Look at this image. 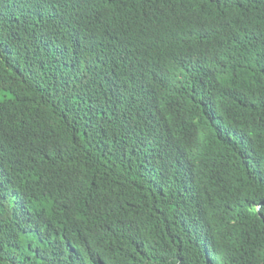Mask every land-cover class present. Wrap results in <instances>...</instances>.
I'll use <instances>...</instances> for the list:
<instances>
[{
    "label": "trees",
    "instance_id": "trees-1",
    "mask_svg": "<svg viewBox=\"0 0 264 264\" xmlns=\"http://www.w3.org/2000/svg\"><path fill=\"white\" fill-rule=\"evenodd\" d=\"M0 264H264V0H0Z\"/></svg>",
    "mask_w": 264,
    "mask_h": 264
}]
</instances>
